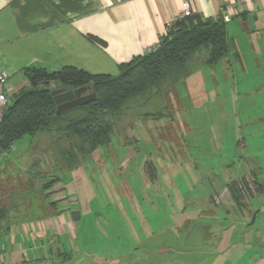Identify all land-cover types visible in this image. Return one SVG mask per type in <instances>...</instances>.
<instances>
[{
    "label": "rangeland",
    "instance_id": "obj_1",
    "mask_svg": "<svg viewBox=\"0 0 264 264\" xmlns=\"http://www.w3.org/2000/svg\"><path fill=\"white\" fill-rule=\"evenodd\" d=\"M205 53L204 46L195 52L190 62L191 74L167 92L156 94V89L148 87L127 100L121 115L115 119L111 143L98 147L89 156L77 154L72 161L76 162L74 169L67 166L65 154L53 153L46 147L47 139L42 136L49 139L54 135L52 132L26 137L0 155V195L15 197L16 208L22 211L31 203L49 199L52 193L48 192L49 188L44 194V186L58 178L56 183L62 189L58 191H61L60 203L74 212L72 217L76 220V237L59 240L60 251L65 256L58 260L55 251L59 250L52 249L49 254L50 247L35 240L38 235L53 236L42 221L34 223L30 221L34 216L22 212L10 215L3 227L11 226V230L0 235V261L124 264L119 255L132 253L140 246L134 244V222L124 218L137 214L146 218V224L153 229L152 235L137 240H142L141 245L145 242L149 251L154 250L157 264H253L251 251L257 249L256 243L264 245V211L258 213L252 225H233L216 240H212L209 231L188 236L186 229L180 227L183 220L202 211L214 209L217 213L223 198L218 195L222 183L236 174L243 159L231 123L242 118V104L264 102L263 90L247 95L262 87L264 71L243 73L238 69L235 74L239 76L234 77L225 66V59L212 68L204 64ZM232 64L235 67V60ZM202 90L206 91L205 95L200 94ZM209 91L216 94L217 100L210 98L198 107L196 103L203 96L210 97ZM187 97L192 99L188 103ZM13 102L10 100L9 105ZM219 103H232L233 110L229 106L220 114ZM38 139V145L46 147L42 152L36 148ZM255 197L256 192L245 195L243 201L254 206L259 203ZM208 200L213 205L208 206ZM238 207L228 209L230 219L235 223H250L253 211L241 215ZM21 232L26 237H20ZM220 240V253L214 254L215 246L211 242L216 244ZM69 252L71 255L67 256ZM137 257L144 259L145 255L138 252Z\"/></svg>",
    "mask_w": 264,
    "mask_h": 264
},
{
    "label": "crops",
    "instance_id": "obj_2",
    "mask_svg": "<svg viewBox=\"0 0 264 264\" xmlns=\"http://www.w3.org/2000/svg\"><path fill=\"white\" fill-rule=\"evenodd\" d=\"M183 1L190 5L193 16L201 19L217 18L226 7L231 6V20L226 23L229 52L223 57L225 66L229 67L234 77L239 76L235 74L238 69L243 73L249 70L264 71V0H0V73L7 75L6 96L9 101L14 100L30 88L24 74L27 68L56 72L64 67H74L91 75L116 76L119 65L155 47L160 37L165 34L166 28L171 29L180 20ZM205 54L204 64L210 68L217 66L222 60L209 66L207 53ZM194 56L193 54L190 58V68ZM234 60L235 67L232 64ZM260 88L249 91L247 95L264 91V84ZM208 95L210 97L203 96L196 103L198 107L210 98L217 100L215 93L211 94L209 91ZM238 103L236 101L237 105ZM219 106L217 109L221 111L220 114L222 109L230 106L233 110L234 107L232 103H219ZM241 111L244 112L242 118L235 119L231 123V129L234 130L236 146L242 151L243 162L237 166L236 174L222 183V192L217 194L223 198L220 206H217V213L214 209H208L181 222L180 227L186 229L188 236L194 232L209 231L212 240H216L218 236L221 238L231 230L233 225L244 226L240 225L242 221L235 223L230 219L228 209L238 207L227 189L228 184L233 181L248 178L259 188L255 197L259 203L252 206L250 202L243 201L245 208L238 207L241 215L247 211L250 214L253 208L264 206V102H246L241 105ZM219 122L223 124L220 118ZM36 148L39 152L44 149L38 146ZM58 186L59 183H55L48 191L52 193L51 201L50 198L42 199V203L34 201L35 203L29 204L22 211L16 208L15 197L0 195V235L11 230V226L3 227V222L10 215L21 212L23 215L30 214L34 216L30 221H42L47 231L53 232V236L38 235L35 240L39 239L41 245L46 243L50 247L49 254L52 249L59 250L55 252L60 260V239L76 237V220L72 217L74 212L61 205V191H58L62 189ZM43 193H46L45 190ZM209 201L208 206H211ZM124 220L134 222V244L140 246L137 249L132 248L135 249L132 253L122 252L119 258L125 260L124 264H157L152 253L154 250L149 251L145 242L141 245L142 240H137L153 234L151 226L146 224V218L136 214L133 217L126 216ZM211 222L213 224H208ZM228 222L230 224L226 226L225 223ZM13 231L17 232L15 229ZM23 235L24 232L20 237H26V234ZM250 238L254 239L253 236ZM221 243V240L216 244L211 242L215 246L214 254L220 253ZM260 244L256 243L257 249L251 251L253 264H264V245ZM138 252L145 255V260L137 257ZM42 253L46 254L45 250ZM23 263L26 260L16 261V264Z\"/></svg>",
    "mask_w": 264,
    "mask_h": 264
},
{
    "label": "trees",
    "instance_id": "obj_3",
    "mask_svg": "<svg viewBox=\"0 0 264 264\" xmlns=\"http://www.w3.org/2000/svg\"><path fill=\"white\" fill-rule=\"evenodd\" d=\"M94 40L101 42L96 38ZM203 46L206 47L209 66L228 54L226 23L221 16L201 19L192 15L180 19L160 37L150 53L119 65L116 76L91 75L74 67H64L56 72H47L40 68L25 69L24 74L30 88L14 99L4 110L0 121L2 154L10 151L16 142L26 137L34 138L39 134L52 132L54 135L50 136V140L42 136L47 142L49 140V143H45L46 147L53 150V153L65 154L69 161L67 166L74 169L76 162L72 161H75L77 154L89 156L98 147L111 143L115 132V119L121 115L122 106L127 100L144 92L148 87H153L156 94H161L177 85L191 74L190 58ZM81 87H87L90 94H95V99L56 114L50 92L59 88L75 90ZM190 99L186 98L187 103ZM38 143L36 146L40 148ZM33 165L36 166L37 161ZM48 170L50 173L51 167ZM57 179L49 181L44 190L51 188ZM247 179L228 184V192L238 206L244 205L242 186L246 185ZM253 183L254 192L258 193V185L254 181ZM249 194L252 193L247 195ZM59 255L62 257L64 254ZM66 255L70 256L71 253Z\"/></svg>",
    "mask_w": 264,
    "mask_h": 264
},
{
    "label": "water",
    "instance_id": "obj_4",
    "mask_svg": "<svg viewBox=\"0 0 264 264\" xmlns=\"http://www.w3.org/2000/svg\"><path fill=\"white\" fill-rule=\"evenodd\" d=\"M56 106V114H60L76 107L85 105L95 99V94H90L87 87H81L75 90L66 88L54 89L50 92ZM2 154L0 150V155ZM262 208H253V216L250 223H240L242 225H252L259 212H263Z\"/></svg>",
    "mask_w": 264,
    "mask_h": 264
},
{
    "label": "built area",
    "instance_id": "obj_5",
    "mask_svg": "<svg viewBox=\"0 0 264 264\" xmlns=\"http://www.w3.org/2000/svg\"><path fill=\"white\" fill-rule=\"evenodd\" d=\"M230 10H231V6H228L222 12L221 18H222L223 22H225V23H228L231 20V17H230L231 15L229 13ZM181 11H182V14H181L180 19H186V18L191 17L193 15L191 7L186 1H183L181 3ZM167 30H168V28H166V31ZM152 49H154V47L147 49L145 51V53H150L152 51ZM6 81H7V75L4 73H0V121L2 119L4 110L9 106V102H10L8 97L6 96V93H5ZM242 189H243L242 193L244 196L247 195L249 192L254 193L255 186H254L253 181L250 179H247L246 185L242 186ZM0 264H5V263L0 261Z\"/></svg>",
    "mask_w": 264,
    "mask_h": 264
}]
</instances>
